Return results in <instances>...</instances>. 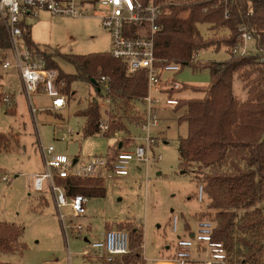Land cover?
I'll use <instances>...</instances> for the list:
<instances>
[{
  "label": "rangeland",
  "instance_id": "rangeland-1",
  "mask_svg": "<svg viewBox=\"0 0 264 264\" xmlns=\"http://www.w3.org/2000/svg\"><path fill=\"white\" fill-rule=\"evenodd\" d=\"M169 3V0L165 1L163 12L168 11ZM186 15L182 13L181 17ZM26 22L32 42L49 54H109L110 35L102 28L97 16L74 18L40 13L36 18L28 17ZM199 31L204 40L227 35V30L212 34L203 25L199 26ZM227 58L225 48L208 47L197 53L194 63L182 66L175 74H163L162 80L173 78L182 86L205 89L210 83V75L204 66ZM53 60L63 73H75L73 66L62 58L56 56ZM198 64L201 68L194 69ZM232 86L235 96L245 97L243 81L235 77ZM70 87L74 95H68L67 105L56 112L45 111L51 98L33 96L31 102L36 112L32 115L19 77L0 68V94L6 92L14 97L10 105L0 103V134L6 137L5 147L0 148V222L21 229L18 249L0 253V262L99 264L82 258L81 252L86 247L84 237L91 241L109 229L128 232L135 227L142 230L144 263L158 264L174 254L177 237H187L189 232L197 230L200 221H211L215 214L209 209L205 195L203 201L198 202L200 184L194 173L181 170L179 166L178 141L187 134L186 124L179 123L184 110L166 107L162 102L166 97L178 101L201 98L203 93L192 92L194 88L187 87L172 93L164 91L166 95L152 94L160 99V104L156 105L158 126L151 128V135L158 143L151 148L150 162L147 165L131 163L126 177L104 178L105 196L88 198L84 218L71 221L81 224L88 232L82 237L69 233L66 238L51 191L45 189L38 193L31 189V177L43 172L41 149L53 146L57 153L69 159L77 158L81 163L92 156H105L117 142L132 149L142 142L144 134L135 125L142 121L145 109L142 101L112 103L110 109H100V121L109 127L124 125L125 130L110 132L109 129V136L86 137L82 130L85 120L77 114L85 110L89 102L97 101V97L88 82L75 81ZM158 156L160 160H157ZM62 213L69 216L70 211L63 208ZM174 217L177 220L175 232L172 229ZM65 223L67 227L71 224L68 219ZM67 253L72 256L71 262H67ZM203 255L193 250L191 264H196Z\"/></svg>",
  "mask_w": 264,
  "mask_h": 264
},
{
  "label": "trees",
  "instance_id": "trees-1",
  "mask_svg": "<svg viewBox=\"0 0 264 264\" xmlns=\"http://www.w3.org/2000/svg\"><path fill=\"white\" fill-rule=\"evenodd\" d=\"M165 1L154 0L163 5ZM169 2L168 11L158 20L160 30L154 49L157 58L185 66L195 62L194 54L208 47H223L228 53L225 61L204 66L210 75L205 89L180 85L176 90L192 87V92L203 93L201 98L177 100L175 109L184 110L179 123L187 126L186 136L178 141L179 166L181 170H191L197 183L203 185L209 209L215 212L211 220L212 239L223 245L227 264H264V64L259 62V55L239 57L231 53L239 26L263 29L264 0ZM182 13H187L185 18ZM201 25L207 26L212 34L227 30V35L204 40L199 31ZM25 41L41 55L47 68L58 71L68 99V95H74L70 86L75 81L90 83L95 96L100 97V77L108 80V97L113 104L140 101L147 94L145 72L127 75L126 66L109 54H49L32 42L30 29ZM257 49L264 54V33L259 32ZM56 56L72 65L75 73H63L53 60ZM197 68L201 66L195 65L194 69ZM235 77L244 83V98L233 93ZM77 115L85 120L83 135H96L102 115L98 101L89 102ZM109 129L122 131L125 126L110 125ZM5 142L6 137L0 134V148L5 147ZM65 189L68 195L105 196L102 180L70 179ZM127 233L129 253L112 264H145L141 253L142 230L133 227ZM20 234V228L0 222V253L17 250Z\"/></svg>",
  "mask_w": 264,
  "mask_h": 264
},
{
  "label": "built area",
  "instance_id": "built-area-1",
  "mask_svg": "<svg viewBox=\"0 0 264 264\" xmlns=\"http://www.w3.org/2000/svg\"><path fill=\"white\" fill-rule=\"evenodd\" d=\"M162 10L163 4L154 0H0V68L18 75L32 115L36 112L31 102L33 96L51 98L45 111H60L67 105V96L63 92L65 84L59 80L58 71L47 68L41 55L31 50L25 41L29 30L27 18H36L40 13L74 18L97 16L102 28L110 35L109 55L126 66L127 75L143 71L147 77V94L140 100L145 103L144 116L135 125L144 134L141 143L126 149L123 143L117 142L116 147L105 156H92L82 163L77 158L69 159L57 153L53 146L41 149L44 168L43 172L31 177V189L38 193L45 189L51 191L66 238L69 233L82 237L88 232L81 224L71 222L84 218L88 198L81 194L68 195L65 189L67 180L103 181L104 178L126 177L131 163L147 165L151 160V148L158 143L151 135V128L158 126L156 105L160 104V99L152 94L166 95L164 91L177 90L180 84L173 78L162 80V75L175 74L182 67L155 56V38L160 30L158 20ZM259 32L264 33V27L257 30L239 26L231 53L239 57L259 55V62L264 64V54L257 49ZM196 55L192 56V61H196ZM107 81L105 77L98 80L100 97L97 101L101 110L110 109L112 104ZM1 101L10 105L12 97L2 93ZM162 102L166 107L177 105V100L173 98L166 97ZM97 128V134L109 133V125L103 121L98 123ZM160 158L158 156L157 160ZM2 180L6 181L5 177ZM203 195V186L200 185L198 202L203 201ZM63 208L69 209V216L62 213ZM66 219L71 223L69 227ZM213 226L211 221H200L195 232H189L185 238L177 237L174 254L158 264H191L193 250L204 254L196 264H227L223 245L212 239ZM172 229L174 232L177 229L175 217ZM83 240L86 247L81 256L86 261L112 264L129 253L128 233L124 230L109 229L94 240L90 241L87 236ZM71 257L67 253V262H71Z\"/></svg>",
  "mask_w": 264,
  "mask_h": 264
},
{
  "label": "crops",
  "instance_id": "crops-1",
  "mask_svg": "<svg viewBox=\"0 0 264 264\" xmlns=\"http://www.w3.org/2000/svg\"><path fill=\"white\" fill-rule=\"evenodd\" d=\"M8 72H11V73H15V72H13V71H8ZM16 74V73H15ZM17 75V74H16ZM18 76V75H17ZM4 93H6V92H4ZM1 95V94H0ZM11 97H12V95H11ZM12 99H14V97L12 98ZM174 99V98H173ZM13 101V100H12ZM203 259V258H202ZM3 263V262H2Z\"/></svg>",
  "mask_w": 264,
  "mask_h": 264
},
{
  "label": "water",
  "instance_id": "water-1",
  "mask_svg": "<svg viewBox=\"0 0 264 264\" xmlns=\"http://www.w3.org/2000/svg\"><path fill=\"white\" fill-rule=\"evenodd\" d=\"M119 147H120V145H119ZM75 162V161H74Z\"/></svg>",
  "mask_w": 264,
  "mask_h": 264
}]
</instances>
